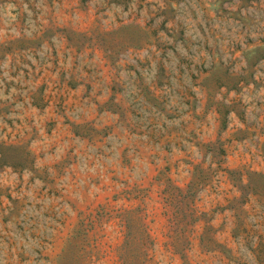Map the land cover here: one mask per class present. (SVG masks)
Returning <instances> with one entry per match:
<instances>
[{
    "label": "rangeland",
    "instance_id": "1",
    "mask_svg": "<svg viewBox=\"0 0 264 264\" xmlns=\"http://www.w3.org/2000/svg\"><path fill=\"white\" fill-rule=\"evenodd\" d=\"M0 264H264V0H0Z\"/></svg>",
    "mask_w": 264,
    "mask_h": 264
}]
</instances>
